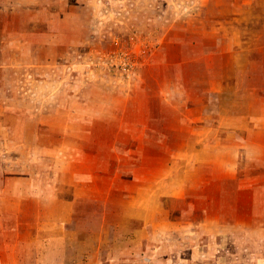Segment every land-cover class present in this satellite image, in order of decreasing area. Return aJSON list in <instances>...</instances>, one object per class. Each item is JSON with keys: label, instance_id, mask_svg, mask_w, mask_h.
Masks as SVG:
<instances>
[{"label": "rangeland", "instance_id": "1", "mask_svg": "<svg viewBox=\"0 0 264 264\" xmlns=\"http://www.w3.org/2000/svg\"><path fill=\"white\" fill-rule=\"evenodd\" d=\"M238 4L0 0V264H112L121 253L138 258L128 264H264V118L259 134L228 136L241 147L228 176V99L207 83L213 62L248 79L232 67L231 35L259 23L233 21ZM259 78L252 109L264 115V68ZM239 84L228 95L245 111ZM105 170L134 192L102 199ZM149 189L167 193L165 206L154 196L119 230L124 199ZM100 231L98 263L85 242Z\"/></svg>", "mask_w": 264, "mask_h": 264}, {"label": "crops", "instance_id": "2", "mask_svg": "<svg viewBox=\"0 0 264 264\" xmlns=\"http://www.w3.org/2000/svg\"><path fill=\"white\" fill-rule=\"evenodd\" d=\"M238 3L239 4L237 6V9L234 11L235 15L233 16V21L249 23L250 21L255 20L256 22L259 23V28H256L254 31L246 32V31L236 30L234 31L233 35H231V37L234 39L233 40L234 45L240 47L238 56L237 55L231 56L232 57L231 64H232V67H234L235 65H238V68H241L243 72L247 71L248 79L243 80V82H246V84H239V82L237 83L233 82V80H230L228 78V64L230 63V61L228 62V64L227 62H225L224 66L221 69H216L217 67L215 63L213 62V64L210 65L207 69V73H208L207 83L209 85L210 93H214V94H217L218 96H221V98L228 99V102L227 100H225V102L223 101L224 106H225V114L221 115L220 117L221 122L218 127H224L225 129L227 128L230 132H232V133L227 132V135H226L227 140L229 141V145L227 147H230L231 149L223 150V151H227V154H228L225 156L229 159V161L224 162V169L226 170L228 176L230 177H232L234 174H236V171H238V166L240 164L239 161H240V154H241L240 148L241 147L237 143V140L236 141L229 140L228 136L234 135V136L239 137L243 135L247 137L248 135H252L254 131L257 134H259V119L264 118V115H261L258 112L253 111L252 109L253 105L257 103L259 107V91L257 90V88H259V81H262V79L259 78V73L264 68V0H259V2H256V0L255 2H253V0H240V1L238 0ZM244 34H248V35H244ZM238 57L240 58V60L237 59ZM242 57H244L245 60H241ZM252 73H256L255 78L252 76ZM238 84L240 86H244L246 89V95H244L245 97L243 96V101L240 102L244 105L245 111H241L237 109V105L235 107V104L237 103H235L234 100H238V99H233L232 96L234 94H231L232 96L228 95L229 90L232 89L234 86L238 87ZM262 84H264V81ZM192 116L195 122L202 119L201 117H196V113ZM230 120L231 122H228ZM144 135L146 134L144 133ZM245 144H246L245 146H248V145L251 146V144L253 146L252 139L247 138V141ZM234 147H239V148H235L236 149L235 150ZM252 148L253 150L254 149L259 150V145L255 143L254 147ZM165 150L167 152V149ZM163 156H166L167 159L170 157L169 153L167 154L163 153ZM219 160H221V158H219ZM146 161H150V160H146ZM211 162L214 163V161H211ZM216 163L219 164L217 160H216ZM104 172H105L104 178H105L106 183L108 184L109 181L113 183H110L108 187L107 185L105 187L104 186L102 187L101 192H100V196H102V199H105L107 197L110 198V195L112 192L120 195V191H121V194H123V192L130 191V188L128 186L126 187L124 186L117 187V185L114 186V184H119V181H116V178H117V175H115L116 172L114 173L108 170H105ZM177 178H183V175ZM163 188L165 189V192L168 191V188L166 187V185L163 186ZM172 190L174 192L179 190L180 195L182 193L188 192V188H185L183 190V187L180 185V182H177V180L173 183ZM151 191L152 190L149 189L148 192L144 194V192L140 190V192L137 193V196L134 194H131V196H127V197H130V199H124L123 201L124 207H123V212L121 214L123 215L122 216L123 221L121 220L122 222L117 225V228L119 230H121L122 228H126V225H124L126 216L132 219L135 218L130 213L132 212L133 214L137 213V217H140V213H143V212L145 213L146 212L145 209L149 208L150 206L149 200L154 198V196H155V199L159 201V207L165 206V205H162V200H163L162 198H164L163 196H165L167 193L163 191H159L157 195H154V193H151ZM130 192H134V191H130ZM64 202H65V207H67L68 209L67 212H69L68 216H71L72 215L71 205L70 203L66 201ZM145 219H146L145 217L141 218L142 221H139V224L144 226L146 223L143 220ZM94 224H97V223L95 222ZM127 226H129V224ZM190 226H194V225H190ZM129 228L131 230V227ZM192 228L193 227H188L187 229L190 230ZM146 230L147 229L145 227L140 230L135 229L137 233H141V231H144L145 233ZM133 233H134V230H133ZM137 233H135V235H132L131 238H134V236H136ZM100 235H101L100 236L101 239H99V241L96 240L97 243L95 245L93 244L95 242V239L94 241L90 240V242H92L90 244L88 243V241L85 242L86 246L91 245L96 248L97 252H95L96 253L95 258H96V262L98 263L100 262V260H102V257L99 256V254L101 253V248L104 246V243H101V240L103 238V234L101 231H100ZM143 242H142V247L140 248L139 254L146 253L147 250L150 249L149 243L151 242V240L150 242L147 243L148 245H146ZM131 243H133L134 246H136L137 244L136 242H131ZM122 254L123 253L115 256L113 259L114 263L112 264H124V263L128 264L131 262L133 263L138 262V258L136 259L133 255H122ZM90 260H95V259H93V256H91ZM85 263L88 264L89 262H85Z\"/></svg>", "mask_w": 264, "mask_h": 264}]
</instances>
